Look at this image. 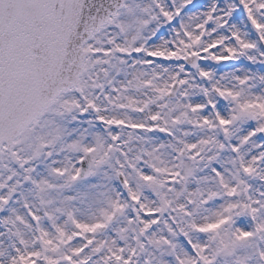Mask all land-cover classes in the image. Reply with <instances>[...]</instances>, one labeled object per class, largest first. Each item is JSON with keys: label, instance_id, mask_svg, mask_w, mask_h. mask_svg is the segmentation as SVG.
<instances>
[{"label": "snow or ice", "instance_id": "obj_1", "mask_svg": "<svg viewBox=\"0 0 264 264\" xmlns=\"http://www.w3.org/2000/svg\"><path fill=\"white\" fill-rule=\"evenodd\" d=\"M0 264H264V0H0Z\"/></svg>", "mask_w": 264, "mask_h": 264}]
</instances>
